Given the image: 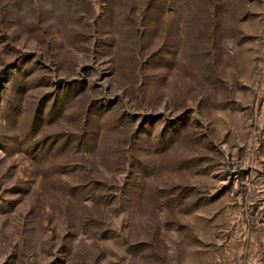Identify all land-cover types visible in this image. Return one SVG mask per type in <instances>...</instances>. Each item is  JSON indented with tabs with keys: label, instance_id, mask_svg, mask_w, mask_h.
<instances>
[{
	"label": "rangeland",
	"instance_id": "1",
	"mask_svg": "<svg viewBox=\"0 0 264 264\" xmlns=\"http://www.w3.org/2000/svg\"><path fill=\"white\" fill-rule=\"evenodd\" d=\"M0 264H264V0H0Z\"/></svg>",
	"mask_w": 264,
	"mask_h": 264
}]
</instances>
